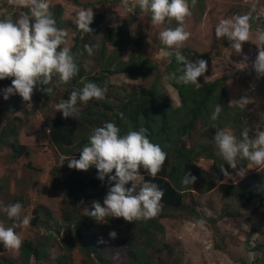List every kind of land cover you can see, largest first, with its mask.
<instances>
[{
    "label": "trees",
    "instance_id": "obj_1",
    "mask_svg": "<svg viewBox=\"0 0 264 264\" xmlns=\"http://www.w3.org/2000/svg\"><path fill=\"white\" fill-rule=\"evenodd\" d=\"M73 1L78 4L75 0ZM188 4L190 8L193 6L191 0H188ZM202 5L203 0H197L194 6L197 19L202 13ZM54 6L51 7L50 12L56 21V26L62 28L60 25L62 21L60 22L58 19L61 7L59 4ZM24 10L25 13L29 11L28 8H24ZM249 22L250 28L264 30V17L251 13ZM68 27H72L75 33L68 39V43L61 45V47H70L79 67L78 74L67 84H61L56 77H53L52 82L47 85L53 89L51 95L48 96L42 91L34 89L32 97L38 101L52 99L57 104L61 100H67L73 90L80 89L83 86L82 80L94 82L101 87L106 86L107 90L103 100L91 99L87 103L78 101L79 116L77 119L64 118L61 113L49 119L48 136L52 146L59 150L61 155L78 157L79 151L88 142L91 131L95 127L102 126L104 122H114L122 135L130 130H139L141 127L147 128L148 138L152 143L161 146L163 151L167 153V158L155 178L149 176L143 168L140 169V174L143 175L144 181H152L164 190V197L160 202L162 208L155 218L131 222L132 233L129 234L122 228L124 223L122 217H110L104 220L117 227L115 238H104L94 232H86L84 229L90 227L92 219L83 214L82 211L85 207L80 212L81 216L77 214L76 210L87 200L90 201L87 205L90 210L91 202L99 200V192L103 190L105 184L109 183L108 177L105 176L103 181L98 179L95 166L88 169L90 174L86 176L81 174V170L69 168L62 178L57 179V181L52 179L49 181V186L55 194L60 195L58 220L45 206L41 204L33 206L30 225L38 228L36 234L33 239H22V246L17 258H11L0 253V264H71V252L75 246H78L80 252L93 264H118V256L123 257L124 264H181L180 256L172 252L169 245L158 237L164 230L160 219L178 213V215L188 217L191 221L208 220L207 223L213 226L216 218L199 212L193 205L185 202L184 198L191 189L202 192L210 190L216 182L222 180L224 174L221 172V168L227 169L229 167L218 155L214 141L215 132L227 128L232 134L238 136L247 126L253 125L254 121L247 120L244 106L228 102L227 92L222 85L227 76L221 75L208 81H200V77L197 84L187 85L177 83L175 79H172L170 74L176 72L179 67L175 60L174 51H171L172 54L169 56L168 62L155 73L154 80L166 78L167 83L176 91L179 101L177 105L170 104L168 99L160 96L154 85L132 87L126 91L121 99L110 102L107 97L116 93L114 89L108 86L110 74L121 72L148 76L151 74V71L148 70L151 67L150 64L146 58H141L139 55L136 59L130 55V58L125 60L117 57L116 54L104 55V40L109 37L114 42V38L117 37V44L123 48L128 43V39L124 42L123 40L129 36V30L122 26H112L101 13H93V20L89 27L93 29V32L105 31L106 36L102 39L96 56L91 57L97 67L95 69L93 66L94 72L89 73L80 64L79 58L82 57L84 61L83 54H88L84 49V45L87 43L86 35L78 29L76 24H69ZM220 41L224 44L229 42L226 37L220 38ZM180 52L188 57L192 50L185 47ZM141 63H146L148 68ZM176 74L179 75L178 72ZM3 82L11 84L10 79L0 80V84ZM13 97L10 96V100L6 101L7 112L0 121V145H5L9 149L11 159L22 157L23 165L31 168V163L27 159L30 150L17 139L18 131L15 122L17 111L20 109H18L19 105ZM217 105L222 107V111L216 120H212L211 115ZM21 112L26 113L24 106ZM118 113H122L123 117L121 118ZM259 127L260 125L256 129ZM197 132L200 133V139L190 141L187 146L184 145L183 139L191 137L192 133ZM199 157L211 160V175L205 176L197 169L195 161ZM246 163L247 160L237 157L238 165ZM53 172H57L56 167L49 170L50 174ZM186 172L197 177L194 183L187 185L182 183ZM111 175H114V170ZM262 175H264V170L250 173L237 182L225 183L220 196L222 206L217 217H239L238 208H233L232 204L237 207L245 206L253 200L257 202V205L250 213L253 214L260 209L264 202V189H261L255 180ZM111 183H115V181ZM16 202L23 205L20 197L13 196L10 204ZM53 225L54 227L51 228ZM73 229L74 236L68 237L67 241L57 245L61 253L51 257L54 233L61 230L63 235L67 236L66 234ZM255 233L262 235L263 240L256 241L249 248V251L254 253L251 259L241 258L238 264H264V229H256ZM101 239L104 242H98ZM73 240H77V242ZM220 247L222 246L215 245V248Z\"/></svg>",
    "mask_w": 264,
    "mask_h": 264
},
{
    "label": "rangeland",
    "instance_id": "obj_2",
    "mask_svg": "<svg viewBox=\"0 0 264 264\" xmlns=\"http://www.w3.org/2000/svg\"><path fill=\"white\" fill-rule=\"evenodd\" d=\"M75 1L78 4L73 0H48L49 11L56 4H59L61 7L58 19L60 22L62 21L60 23L62 28L60 29H63L67 33L65 45L68 43V39L75 33V30L72 27H68V25L76 24L77 26V13L82 10H92L93 13H101L112 26H122L129 30V36L123 40L124 42L128 39V43L123 48H120L119 44H117V37L114 38V42L107 37L104 40V55L116 54L122 60L130 58V55L136 59L139 55L141 58H146L151 66L149 69L146 63H141V65L146 66L151 71V74L148 76L130 75L121 72L110 74L108 86L114 89L116 93L108 96V100L112 102L113 100L121 99L126 94V91L132 87L154 85L160 96L168 99L170 104L177 105L179 101L176 91L167 83L166 78H160L158 81L154 80L155 73L161 70L162 65L166 64L169 60L170 55L166 53L177 50L168 49L161 44L158 39V33L164 28L176 27L177 22L174 19H166L163 24H152L150 19L151 14L142 11L136 0H129L127 8L123 6L122 0ZM202 6V13L198 19L195 16V7L191 6V15L184 20L185 30L189 31L191 36L178 50L180 51L185 47L189 48L192 50L188 55L189 59L202 58L208 62L207 72L201 77L200 81L212 80L221 75L227 76L222 85L227 92L228 102L243 106L238 103L241 95L242 97L250 98L252 102L244 106L247 120L254 121L253 125H249L253 127L252 130H255L258 125L264 127L262 124L264 122V77L260 78L252 66L257 55V47L260 46L257 34L261 30L250 28L249 41L243 42L241 53H236L232 49L231 41L224 44L220 41V38L218 39L215 36V27L220 19L244 15L250 12L255 13L257 16H264V0H203ZM24 8L9 3V0H0V18L11 16L15 20L25 13ZM84 34L87 38L86 44L90 46L99 44V47L102 39L106 36V32L102 30L93 32L92 34ZM98 49L93 47L91 55L83 54L84 61L82 57H79L80 64L89 73L94 72L93 66L95 65L91 57L96 56ZM7 86L9 84L2 83L0 85V118L6 112L3 89ZM22 101L21 97L16 99L20 111L25 105ZM26 107L28 109L26 114L18 111L16 124L19 127V139L29 146L31 168H27L23 164L19 165V162H15L16 159H12V162L11 158L8 157V149L0 147V174L2 176V187L0 188V223H3L5 227H11L17 223L14 219L8 218L3 211V208L11 203L13 196L20 197L23 201L21 218L24 215L31 217L32 207L41 204L48 208L52 216L58 220L60 214V195L55 194L49 186L50 179L55 180L53 176L54 172L50 174L49 169L57 166L60 171L59 175L56 174L57 177H60V174L68 169L67 160L60 165L59 156L61 152L52 146L47 136L49 118L59 114V111L55 109L54 102H40L32 97L31 102H27ZM221 130L230 131L227 128ZM244 130H248V133L251 131L248 127ZM253 133L254 131L250 132V137ZM199 138L200 133L192 134L193 140L196 141ZM184 141L186 142V139ZM75 148L77 149L78 147ZM76 158L78 159V157ZM21 165L22 167L20 168ZM197 165L205 174H208L209 160L198 159ZM259 168H264V165L262 167H255L248 163L243 167L237 165L236 169L228 167L227 170L230 176L223 175V180L216 182L212 189L206 192L192 189L184 198L185 202L194 205L195 209L199 212L216 218L213 223L214 227L207 223V219V221H190L178 214L161 219L164 230L158 237L169 245L172 252L180 256L181 264H238L239 259L245 257L251 259L254 256V253L249 251V248L256 241L263 240V236L256 234L255 230L259 228L264 229V202L261 208L253 214L250 212L257 205L255 200L245 206L237 207L235 204H232L233 208H238L239 217H217V215L220 213L222 206L220 196L223 192V184L229 181L236 182L244 178L246 174ZM239 170L244 171L243 176L237 174ZM19 173H21L20 178L17 179L16 176ZM81 174L86 176L90 174V171L81 170ZM11 179H15L14 185H11ZM258 182H261L260 188L263 189L264 178H261ZM141 184L142 179L140 176L137 181V190ZM109 186V184H105L104 190L99 193L100 197L98 201L101 203ZM125 187H131V182L126 184ZM88 203L86 201L83 205H79L80 207L76 210L77 214L81 216V210L85 207L82 211L85 212ZM91 219L92 223L90 227L84 229L86 232H94L104 238H110V231L115 230L116 232L117 227L112 226L106 221L97 222L94 218L91 217ZM53 227L54 225L51 226V228ZM122 228L125 229L127 234L132 233L131 227L123 226ZM14 230L21 239H33L38 228L29 224L28 226L15 227ZM61 230L54 233L52 240L53 247L50 252L51 257H54L58 253L57 245H61L62 242L68 240V237H73L75 234L73 229L66 234L67 236H64ZM73 241L77 242V240ZM215 245H221L222 247L215 248ZM0 253L11 258H16L18 250L6 248L0 243ZM118 262L119 264H124L122 256H118ZM70 263L93 264L80 252L78 246H75L71 252Z\"/></svg>",
    "mask_w": 264,
    "mask_h": 264
},
{
    "label": "clouds",
    "instance_id": "obj_3",
    "mask_svg": "<svg viewBox=\"0 0 264 264\" xmlns=\"http://www.w3.org/2000/svg\"><path fill=\"white\" fill-rule=\"evenodd\" d=\"M196 2L197 0H191L193 6H195ZM9 3L28 8L29 11L21 14L15 20L11 16L0 18V80H11V84L3 89V99H5L6 106V101L10 100V96H14V99L21 97L27 113L26 104L31 102L34 89L42 91L49 96L52 94L53 89L52 87H47V85L52 82L53 77H56L59 83L67 84L78 74L79 67L70 47H61V45L65 44L67 33L56 26V21L49 11L48 0H9ZM136 3L142 11L151 14L150 19L154 25L163 24L166 19H174L177 22L176 27H167L159 31L158 39L168 49H177L174 52V56L179 67L176 72L170 74L171 78L175 79L177 83L185 85L197 84L198 78L204 76L207 72L208 62L202 58L189 59L178 50L191 36V33L186 31L184 27L185 18L191 15L188 0H136ZM122 4L127 8L129 0H122ZM251 13L253 12L220 19L215 27V36L218 39L226 37L232 42V49L236 53H241L243 42L249 41ZM77 17L78 29L86 34H92L93 29L89 27L93 20L92 10L79 11ZM257 39L260 42V46L257 47V55L252 66L259 77L262 78L264 77V31L257 34ZM93 47L99 48V44L84 45V49L89 55L93 53ZM166 54L171 55L172 53ZM177 72L179 75L176 74ZM81 83L83 86L78 90H73L67 100H61L57 104L52 99L40 100V102L52 101L56 111H59L62 117L77 119L79 116L78 101L87 103L91 99L103 100L107 90L106 86L101 87L91 81L82 80ZM251 102L252 100L246 97H241L238 100V103L243 106ZM5 109L7 112V108ZM18 111L22 113L20 110ZM221 111L222 107L217 105L211 115V119L216 120ZM118 115L121 118L123 117L122 113H118ZM4 116H1L0 121ZM262 124L264 126V122ZM247 127L251 129L250 132L254 131L251 137L249 135L250 132H247L248 130H243L238 135V138L227 130H218L214 134L218 155L232 169L237 168V157L247 160L246 164L250 163L255 167L264 165V127H259L255 130H252L253 127ZM16 128L18 131L19 127L17 124ZM147 133L148 129L141 127L139 130H130L122 135L119 127L114 122H104L102 126L95 127L91 131L88 136V142L79 151L78 159L74 155L60 154V165L67 160L68 169L60 174V177H57L56 174L59 175L60 171L55 166L57 172H54L53 176L56 181L62 178L69 168L87 171L91 166H95L97 178L101 181L104 180L105 176L108 177L110 186L103 198V202L93 200L90 210L87 208L83 213L84 215L94 218L97 222H104L105 218L122 217L124 219L122 226L132 228L131 222L141 219H152L159 214L160 208H162L160 202L164 197V190L152 181H144L143 175L140 174V169L143 168L148 172L149 176L155 178L167 158V153L163 151L159 144L152 143ZM192 134L191 137L183 139L184 145L187 146L190 141H195L192 139ZM17 139L21 144L29 148L24 141L21 142L19 139V131ZM185 139L186 142L184 141ZM0 147L6 146L0 145ZM21 158L18 157L15 160V162H19V165L23 164ZM27 159L29 160V156ZM198 159L209 160L211 165L210 159L204 157H199ZM10 160L13 162L12 159ZM197 160L195 165L200 173L205 176L211 175L210 165L208 174H205L198 167ZM246 164L240 166L243 167ZM113 170L114 175H111ZM260 170H264V168H259L250 173H256ZM221 172L224 176H230L225 167L221 168ZM20 174L16 176L17 179L20 178ZM237 174L243 176L244 171L239 170ZM140 176L142 184L137 190V181ZM1 177L0 174V188L2 187ZM261 178H264V175L257 177L255 180L259 187L261 182L258 181ZM196 179V176L186 172L182 183L185 185L192 184ZM113 181L115 183H111ZM129 182H131V187H125ZM14 184L15 179H11V185ZM198 191L202 192L201 190ZM87 201L90 202L89 200ZM21 210L22 205L19 202L7 205L3 208V211L8 218L14 219L17 223L11 227H5L3 223H0V243L6 248L18 250V252L22 246V239L14 228L28 226L31 221L29 215H24L21 218ZM203 214L206 215V213ZM199 215L201 216L202 213ZM183 217L190 220L186 216ZM116 235L115 230L109 232L110 238H115ZM98 242L104 241L101 239ZM59 253L61 252L58 250L57 254Z\"/></svg>",
    "mask_w": 264,
    "mask_h": 264
},
{
    "label": "crops",
    "instance_id": "obj_4",
    "mask_svg": "<svg viewBox=\"0 0 264 264\" xmlns=\"http://www.w3.org/2000/svg\"><path fill=\"white\" fill-rule=\"evenodd\" d=\"M22 142V141H21Z\"/></svg>",
    "mask_w": 264,
    "mask_h": 264
}]
</instances>
